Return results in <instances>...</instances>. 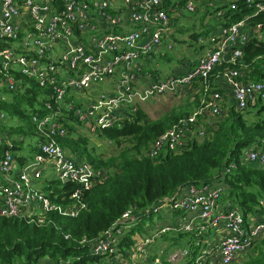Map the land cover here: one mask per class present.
I'll return each instance as SVG.
<instances>
[{
    "label": "built area",
    "instance_id": "2783aa9c",
    "mask_svg": "<svg viewBox=\"0 0 264 264\" xmlns=\"http://www.w3.org/2000/svg\"><path fill=\"white\" fill-rule=\"evenodd\" d=\"M55 1L0 0V45L3 46L0 90L23 92L18 75L46 90L41 103L44 112L30 111L29 127L34 140L26 162L17 159V135L8 130L10 116L0 111V217L45 226L54 224L49 218L52 213L75 218L86 210L83 194L103 183L106 177L87 161H74L71 153L59 144L58 138L68 132L63 123L65 116L75 121L76 134L101 135L105 129L118 125L123 113L136 111L148 100L196 81L206 82L225 56L231 67L221 72L219 79L229 86L234 108L243 112L256 96L264 97V84L243 82L241 72L242 47L249 31L260 26L250 28L245 20H240L222 28L211 36V49L198 56L185 74L141 88L137 83L140 69L136 63L160 46L172 48L171 23L163 8L164 0H63L59 6ZM182 1L185 12L191 14L201 0ZM205 1L209 7H215L214 0ZM236 2L229 1L224 10H235ZM245 3L253 6L254 14L264 11V0H245ZM224 10L216 11L215 15L222 16ZM124 16L131 29L118 32ZM95 87L100 92L91 97L89 91ZM207 91L205 87L204 92ZM77 95L90 99L80 103L75 98ZM222 103L220 92L210 94L188 117L155 138L147 156L157 160L165 153H181L193 142L206 141L215 129L213 120L218 121L222 115ZM23 140L19 137V141ZM244 149L240 164L264 170V145ZM235 167L231 163L221 174H229ZM218 178L200 185L186 184L169 200L157 201L138 213L126 211L97 238L81 239L79 245L87 247V255L92 259L85 264H143L153 239L169 228L154 230L149 237H131L127 250L120 249V245L138 223V214L146 217L162 209L180 216L181 221L173 231L195 237L192 264H238L264 239V198L259 200L257 216L256 213L245 216L238 207H225L222 203L226 188ZM47 181H53L59 188L73 184V190L61 198L67 200L65 203H54L48 198L44 191ZM216 238L217 244L212 245ZM189 255L187 250H181L169 256L168 262L185 260ZM138 257L142 259L139 261ZM80 260L81 257L46 260L42 264H74Z\"/></svg>",
    "mask_w": 264,
    "mask_h": 264
},
{
    "label": "trees",
    "instance_id": "16d2710c",
    "mask_svg": "<svg viewBox=\"0 0 264 264\" xmlns=\"http://www.w3.org/2000/svg\"><path fill=\"white\" fill-rule=\"evenodd\" d=\"M62 1L56 0V5L59 6ZM164 4L163 8L169 14L170 6L167 1ZM182 4L184 1L181 0L179 6ZM224 8L225 6L218 5L216 11ZM222 15L220 24L224 27L240 20H245L250 28L260 26L242 47L241 66L248 70L245 80L264 84V11L254 14L253 6L240 0L236 3L235 10H226ZM208 33L209 31H205L196 37ZM229 66V63L222 62L209 78L216 76L219 79L221 72ZM16 78L24 91L6 93L0 90V111L19 122L10 129L12 134L17 135L16 143L19 144L23 143L19 141V137L28 140L27 137L33 135L29 127L30 111L39 114L44 112L41 103L46 90L27 77L18 75ZM246 109L248 110L237 113L229 108L226 118L218 119L206 141L193 142L187 150L178 154L165 153L157 160L147 156L149 145L195 109L189 113H172L155 121L150 120L140 109L124 113L118 125L105 129L97 136L119 148L123 142H128L118 156L108 159L95 154L92 156L88 140L69 132L74 131L72 127L75 123L69 117L73 121L72 127L67 128V135L58 138L59 144L86 159L94 168H114V172L108 174L103 183L83 194L86 210L75 218L52 213L49 218L54 224L37 226L18 218L0 217V264H42L44 258L57 261L81 257L74 264L92 261L87 255V247L79 245L81 239L97 238L120 220L126 211L138 213L173 195L186 184L200 185L214 181L223 168L231 163L236 165L235 169L229 174H221L230 188L227 201L231 207L238 206L245 216L254 213L259 200L264 197V170L250 165L241 166L239 158L244 148L264 144V97L258 96L256 103ZM72 190L71 183L59 188L53 181H47L44 188L46 195L54 203H65L67 200L63 201L61 198ZM140 218L143 216L138 214L137 219ZM136 225L124 237L120 249H129L132 243L130 236L141 232ZM177 235L183 238L181 234ZM187 241V244L191 243V240ZM259 242V247L253 252L254 256L243 264H264V239Z\"/></svg>",
    "mask_w": 264,
    "mask_h": 264
},
{
    "label": "crops",
    "instance_id": "0c3cea01",
    "mask_svg": "<svg viewBox=\"0 0 264 264\" xmlns=\"http://www.w3.org/2000/svg\"><path fill=\"white\" fill-rule=\"evenodd\" d=\"M165 1H167V3L170 6L168 8L169 10L168 16L170 18L171 29L173 30V27H172L173 21L171 19L176 18V15L173 14V11L184 9L183 7L184 4H182V6H179V2L181 0H164L163 5H165L164 4ZM229 1H233V0H227V1L214 0L215 7H209L205 0H201L198 3L197 10L194 13L190 14V13L185 12L184 14L186 15V17L191 18V20L193 21H190V22L194 24L193 26L188 25L186 21L184 20V22L186 23V26L188 27V28H184L185 29V35H184L185 39L180 38V39H184V40H181L182 42H180V39L177 38V34H175L176 40L174 41V43H171L172 45L171 49H167L165 45L160 46L153 53H151L148 57H146L145 59L142 58L139 60V62L136 63L140 69L139 71L140 75H138L137 77V83L139 84V86L141 88H144L148 86L149 84H151L152 82L163 81L170 76L183 75L187 71H189L193 67L197 57L204 55L209 49H211V44H210L211 36L217 34L222 28H225L222 24H220L223 18V15L218 17L215 15V12H216V7H218V5L227 6ZM239 1L240 0H237V2ZM123 19H124V24L121 28L118 29V32H125L131 29V25L129 24L125 16L123 17ZM175 27L179 30L177 26ZM175 27H174V31H176ZM205 31H209V33L207 35L202 34L201 36L196 37L197 35H199L200 33H204ZM249 33H250L249 35L250 37L253 32L249 31ZM177 44L179 45V47L181 45L186 47V48L185 47L182 48L184 51L183 53H181V51H177L178 48L176 47H175L176 49L172 51L174 49V46H177ZM247 71L248 70L246 69V67L242 66L241 72H242L243 82H251V80L249 79L245 80L248 74ZM212 77L213 76L210 77L211 80H209L210 78H208L206 82L196 81L189 86H183V87L178 88L175 92H172V93L167 92L155 99L148 100L147 102L141 104L138 109H140L144 114H146L150 120L155 121L158 119H162L163 117L169 116L172 113L178 114L181 112L185 113L187 111L188 113L192 112L194 109L199 107L200 102L202 100L208 99L210 94H212L213 92H220L223 97V103L221 107L222 115L219 119L222 120L226 118L229 108H233L235 112L238 113L239 111H237L233 106V99H232V94H231V90L229 86L223 83L221 79H217L216 76L214 78ZM205 87H207V90H208L207 92H204ZM90 96L94 97L93 95H90ZM75 98L80 103L81 102L85 103L88 99H90L88 97L81 96V95L80 96L77 95L75 96ZM257 98L258 96H256L254 101L249 102L248 107L253 106L256 103ZM164 110H166L168 114H164L162 117H157V118H153L151 116L155 112L161 113ZM18 123L19 122L15 118L10 117L8 130L11 131L10 129L15 127V125ZM27 139L28 140L24 139L23 143H19L17 145V149L15 152L16 157L19 158V161L21 163L26 162L28 160V156L33 151V148L30 147V144L26 143V141H30L31 143H33V140H34L33 135H31V137H27ZM71 155L74 161L76 162L87 161L86 159L79 157L77 154L71 153ZM240 156L242 157V155ZM239 164H240V158H239ZM250 166L253 167L255 165H250ZM94 169L104 172L105 177L107 178L108 169H105V168H98V169L94 168ZM218 177H219L218 181H220L221 185L226 188V194H224L222 203L225 205V207H231L230 203L227 201L230 188L227 187V184L223 180L221 173L219 174ZM217 182H214V183H217ZM171 196L172 195H169L163 199L169 200ZM234 204L236 205V203ZM235 205H232V206H235ZM257 211H258V206L256 207L255 212H254L256 213L255 216H257L258 214ZM180 221H181L180 216H177L174 212H172L169 209H162L160 213H157L155 215H148L138 220V224L136 226L140 227L141 232L131 235L130 239L131 237H135V236L149 237L152 234L151 232L154 230H157L163 227L169 228L168 232L153 239L151 249L149 250L151 254L150 256L147 255V257L144 259V262H142L143 264H154L155 261H158L159 264L163 263L164 261H167L165 260L166 254L174 252L179 249L187 250L190 255L187 256L188 257L187 259L185 260L180 259L178 261L176 260V262L172 264H192L193 262L192 258L195 256V248H196L195 247L196 246L195 237L189 233H181V232L179 233V232L172 230V228L176 226ZM177 234H181L183 238L178 237ZM187 239L191 240L190 244H187L188 242ZM215 244H217V238L212 241V245H215ZM124 249L125 248H123V250ZM137 259L140 261V259L142 258L138 257ZM160 261H163V262H160ZM165 264H167V262H165Z\"/></svg>",
    "mask_w": 264,
    "mask_h": 264
},
{
    "label": "rangeland",
    "instance_id": "374dc122",
    "mask_svg": "<svg viewBox=\"0 0 264 264\" xmlns=\"http://www.w3.org/2000/svg\"><path fill=\"white\" fill-rule=\"evenodd\" d=\"M184 13H185V10L184 9H179L178 11H176V10L173 11V14L176 15V18L171 19L173 21V25H172L173 30L171 29L172 30V35H171L172 39L170 37V43H174V41L176 40L175 39L176 38L175 34H177V38L178 39H180V38H184L185 39V37H184V35H185V29L184 28H188L186 26V23L188 25H191V26L194 25L192 22H190V21H193V20H191V18H187ZM184 20L186 21V23L184 22ZM175 26H177L179 28V30ZM174 27L176 28V31H174ZM184 39H180V42H182L181 40H184ZM175 47L178 48L177 51H181V53L184 52L182 48L185 47V46L181 45L179 47V45L177 44V46H174V49L172 51H174L176 49ZM99 92H100V88L99 87H95V88H93V89H91L89 91V94L95 96ZM0 93H1V91H0ZM247 110L248 109H246L245 111H247ZM164 114H168V112L166 110L162 111L161 113L160 112H155L151 116L153 118H157V117H162ZM213 121H215L214 123L217 122V120H213ZM63 123L68 128V127H72L73 121L69 118V116H65L64 117V120H63ZM75 126H76V123H74V125H73L72 128L75 129ZM69 132H71V134H76L75 131H69ZM77 136H79V135H77ZM97 136L86 137V139L89 142V147H90V150H91V155L92 156L94 154L95 155H99L102 159L114 158V157L118 156V153L123 148H125L128 145V142L125 141V142L122 143L121 147L119 148L114 143H110L109 141L103 140L102 138H99ZM83 137L85 138V136H83ZM26 143L27 144H30V147H32V143L30 141H26ZM107 169H108L107 170V174H110V173H113L114 172V168H107ZM259 243L253 248L254 250H252L251 252H249L243 258L242 262H239L238 264H243L245 261H247V259L252 258L254 256L253 255V252L259 247ZM180 251H181V249L166 254L165 260H167V261H164V262L163 261H160V262H163L164 264H165V262H167V264H172V262H168L169 256L172 255V254H174V253H179ZM150 254H151V252L149 251L148 255L150 256ZM46 260H47V258H44V259H42L41 262H45ZM162 260H163V258H162Z\"/></svg>",
    "mask_w": 264,
    "mask_h": 264
},
{
    "label": "water",
    "instance_id": "95a60500",
    "mask_svg": "<svg viewBox=\"0 0 264 264\" xmlns=\"http://www.w3.org/2000/svg\"><path fill=\"white\" fill-rule=\"evenodd\" d=\"M227 60V56L224 57L223 61L225 62Z\"/></svg>",
    "mask_w": 264,
    "mask_h": 264
}]
</instances>
